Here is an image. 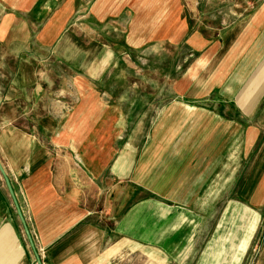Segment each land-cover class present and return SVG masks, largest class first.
Listing matches in <instances>:
<instances>
[{
	"label": "crops",
	"instance_id": "obj_1",
	"mask_svg": "<svg viewBox=\"0 0 264 264\" xmlns=\"http://www.w3.org/2000/svg\"><path fill=\"white\" fill-rule=\"evenodd\" d=\"M84 1L0 0V162L43 264H134L138 251L187 264L203 233L211 249L227 224L215 216L218 185L234 177L235 127L242 166L251 160L235 203L264 205V120L251 122L247 103L264 83V0L217 41L187 30L181 0ZM106 31L123 32L127 48L200 53L175 85L181 101L145 121V136L132 131L143 125L138 105L123 107L104 83L121 61ZM19 226L0 174V264H36ZM252 234L223 248L228 264H239Z\"/></svg>",
	"mask_w": 264,
	"mask_h": 264
},
{
	"label": "rangeland",
	"instance_id": "obj_2",
	"mask_svg": "<svg viewBox=\"0 0 264 264\" xmlns=\"http://www.w3.org/2000/svg\"><path fill=\"white\" fill-rule=\"evenodd\" d=\"M93 1L85 0L82 2L84 8L89 4L91 5ZM261 2L262 0H181L180 3L187 30L189 29L191 34L201 35L204 40L217 41L219 35L227 27L245 20L258 9ZM102 39L121 47V61L110 70L115 74L109 81L104 82L106 88L117 91L119 96L115 98L117 99L116 102H120L123 107L128 109L130 103H132L131 105H138L134 119L143 122V125L141 128L132 129V131L137 132L139 137L145 136V121L155 120L163 105H171L181 101L174 94L175 85L179 83V78L181 79L182 76L184 77L185 74L194 69L195 62H199L200 53H196L183 44L177 46L167 43H154L142 48H127L123 46L124 33L121 31L116 33L106 31V35ZM57 71L61 73L64 72V69L57 67ZM256 71L258 72L259 69ZM257 72L249 76L250 81ZM259 86L255 83L254 87H250V99L247 101L250 105L249 119L256 123L264 120V107L262 112H258L260 110L259 105L264 106V83ZM232 115L236 120L245 121L235 110ZM233 135L235 141L234 177H228L227 185L224 184L225 178L218 185L221 189L217 194L219 201L215 216V218L220 219L223 214H226L227 224L223 225V229L218 232L216 241L212 242V245L210 244L211 249L205 250V244L209 238L205 240L207 236L203 233L201 242L198 244V251L200 250L199 245L202 246L200 252L198 255L188 258L187 264H228L226 261L231 260V258L221 256L223 248H227L231 252L229 245L233 247V241L236 237H246L247 234L250 237L252 233L247 253L240 259L239 264H264V205L259 209L249 208L247 205H236V203H241L238 198L240 194L238 186L242 179V172L251 165V160L242 166L240 158L242 134L240 129L235 127ZM230 201L234 202L235 206L240 207L224 209V206ZM246 215H250L251 221L242 220ZM255 217L259 218L257 228ZM19 231L27 240L21 226H19ZM229 235L232 236V241H229ZM227 238L228 241H225ZM237 243L239 246L240 241L237 240ZM133 259L132 263L134 264H182L181 262L162 263L160 257L140 251H138L137 258ZM128 260V257H123L122 264H129Z\"/></svg>",
	"mask_w": 264,
	"mask_h": 264
},
{
	"label": "water",
	"instance_id": "obj_3",
	"mask_svg": "<svg viewBox=\"0 0 264 264\" xmlns=\"http://www.w3.org/2000/svg\"><path fill=\"white\" fill-rule=\"evenodd\" d=\"M0 174H1V176H2V178L4 180V182H5L6 188H7L8 192H9V195H10L12 201H13V205H14L16 214H17V216H18V218H19V220L21 222V225H22L24 234H25V236L27 238V241H28L33 253H34V256H35V259H36V264H43L42 261H41L40 255H39V253L37 251V247L35 245L33 236L31 234L30 229H29V227L27 225V222H26V220L24 218V215H23L22 210H21V208L19 206V203H18V201L16 199V196H15V193L13 191V188H12L11 182L9 180V177L7 176V174H6L5 170H4L1 162H0Z\"/></svg>",
	"mask_w": 264,
	"mask_h": 264
}]
</instances>
